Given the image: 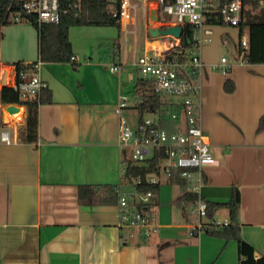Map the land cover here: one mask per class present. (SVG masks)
<instances>
[{
    "label": "crops",
    "instance_id": "1",
    "mask_svg": "<svg viewBox=\"0 0 264 264\" xmlns=\"http://www.w3.org/2000/svg\"><path fill=\"white\" fill-rule=\"evenodd\" d=\"M3 35L1 66L39 61L32 25L6 27ZM139 35L122 39L120 25L118 34L105 26L70 28L76 61L41 63L48 88L41 94L36 143L27 142V109L5 119L2 106L0 130L9 132L11 143L0 141V264H240L236 240L191 234L195 219L180 181L160 178L151 207L159 226L155 234L142 238L119 225L111 192L121 181L125 153L118 145L117 109L126 95L121 117L136 126L140 120L133 122L129 114L142 99L136 69L129 65L112 73L110 67L128 58L126 52L133 60ZM231 65L227 75L209 67L202 78L201 125L217 160L205 169L202 195L208 204H223L239 192L241 237L259 259L264 257V64L242 62L236 54ZM228 80L235 84L231 93L225 90ZM83 187L92 189L91 202L81 198ZM209 216L230 220L224 208Z\"/></svg>",
    "mask_w": 264,
    "mask_h": 264
},
{
    "label": "built area",
    "instance_id": "2",
    "mask_svg": "<svg viewBox=\"0 0 264 264\" xmlns=\"http://www.w3.org/2000/svg\"><path fill=\"white\" fill-rule=\"evenodd\" d=\"M22 10L37 19L39 24H59L64 16L80 13L83 0H17ZM112 18L118 20L121 37L124 40L134 39L140 34L141 16L147 22L148 34L150 26V12L172 16L173 20H164L168 28L190 26L193 34L189 46L185 47L181 38L173 36L152 38L145 43L141 50L135 44L133 60H121L112 65V73H120L131 65L136 69L139 78L151 85L153 95L161 97L167 109L165 120L170 122L168 127L160 126V116L151 112L153 118L144 117L136 126H132L121 117L127 107L129 98L120 96L117 112L120 115L118 127V145L124 149L123 173L125 162L146 163L158 159L159 173L151 174L147 178L150 184H159L160 178L168 180L176 177L186 186L187 194L195 199L189 202V214L195 219L191 225V234L199 235L203 232L219 231L230 226L231 221L226 218L209 216V204L202 195L206 185L205 169L217 164L210 149L209 137L201 125L200 95L203 84L202 78L210 67L212 71L229 74L232 65L223 57L219 64L208 66L203 61L202 48L208 44L212 30L206 28L212 24H226L239 27L244 21V0H106ZM11 19L15 23L22 21L19 13H13ZM155 27V26H154ZM154 43H159L154 45ZM248 37L243 35L241 46L248 48ZM128 51V50H127ZM135 52V53H134ZM71 61H76L71 56ZM242 62H247L243 55ZM41 62L20 63L11 67L0 65V90L6 78V83L18 93L19 104H13L21 110L27 109L31 102H38L41 94L48 88L43 80L40 67ZM8 68L11 71H8ZM8 106V105H6ZM5 106V107H6ZM162 115V114H161ZM0 141L11 143L9 132L0 130ZM127 149L132 150L131 158ZM122 177L118 185L112 187V196L117 199L120 210L119 225L123 229L135 230L142 238H149L158 231L155 215L151 207L155 194L152 191L124 195L122 193ZM138 179L136 185H141Z\"/></svg>",
    "mask_w": 264,
    "mask_h": 264
},
{
    "label": "trees",
    "instance_id": "3",
    "mask_svg": "<svg viewBox=\"0 0 264 264\" xmlns=\"http://www.w3.org/2000/svg\"><path fill=\"white\" fill-rule=\"evenodd\" d=\"M244 21L238 27L240 35L239 49L237 56L243 55L244 59L250 64H264V0H244ZM13 13H19L22 21L19 23H29L38 32L39 61L41 63H64L70 61L72 56V43L69 39V31L73 26H116L119 27L118 20L112 18L108 2L106 0H83V8L80 13H71L62 18L59 24H39L33 16L27 15L17 0H0V43L3 39V28L11 23ZM193 29L190 26L184 27L182 43L185 47L189 46L190 37ZM248 37V48L243 49L241 38L243 35ZM20 63H17L18 67ZM136 87L140 93L142 101L138 105L139 120L151 112L157 113L161 120V127H168L170 122L165 120V104L161 97L151 94V85L138 78ZM235 84L231 80L226 81L225 90L233 92ZM147 93H149L147 95ZM43 96L38 102H31L27 105V142L36 143L39 139V106L44 102ZM50 101V99H47ZM18 93L12 88H3L0 92V129L4 127L2 122V106L19 104ZM162 114V115H161ZM264 123L261 119L260 129ZM159 173L158 159L147 161L146 163H135L131 160L125 162V172L122 177V193L124 195H133L137 192L146 193L152 191L155 195L159 193V184H150L147 178L151 174ZM142 180L141 185H136V181ZM172 180L180 181L179 178ZM185 184V183H184ZM92 189L83 187L81 198L92 201ZM188 195V201L195 199L192 194ZM240 207V194L237 190L233 193L232 199L223 204H209V215L217 209H227L230 216L231 224L225 229L211 231L215 237L223 238L227 241L236 240L239 245L240 264H264V257L259 259L255 256L254 248L245 242L241 237L240 226L238 223Z\"/></svg>",
    "mask_w": 264,
    "mask_h": 264
},
{
    "label": "rangeland",
    "instance_id": "4",
    "mask_svg": "<svg viewBox=\"0 0 264 264\" xmlns=\"http://www.w3.org/2000/svg\"><path fill=\"white\" fill-rule=\"evenodd\" d=\"M173 19L174 18L172 16L160 14V20L158 22L154 21L153 25L155 27L166 26L165 25L166 22H163V21L173 20ZM26 24L31 25L25 22L11 23L8 26H5L3 28V32L6 27L16 26V25H26ZM145 25H146V22H144L143 18H141L140 35H139V43H140L139 50H141V47L144 44V40L148 36V32H146ZM105 27H110L114 29L116 34H118L119 32V27H116V26H105ZM206 28L212 30V35L207 37L210 39V42L208 44H204L202 48L203 61L205 62V64L207 63H210V65L219 64L222 57H225L228 60L229 64L233 63L235 60L237 51L239 49V43H240L239 28L226 25V24H219V23L207 25ZM5 88L6 89L11 88L10 84L8 83ZM148 94L149 93H147V95ZM129 115H131L134 118L133 122H136L139 120V113L136 109L133 108ZM145 117L153 118L154 116L151 114H147L145 115ZM127 154H128V157L131 158L132 150L127 149Z\"/></svg>",
    "mask_w": 264,
    "mask_h": 264
},
{
    "label": "water",
    "instance_id": "5",
    "mask_svg": "<svg viewBox=\"0 0 264 264\" xmlns=\"http://www.w3.org/2000/svg\"><path fill=\"white\" fill-rule=\"evenodd\" d=\"M154 21L158 22V15L156 10H151L150 12V26L151 28L149 29V34L152 38H160V37H166V36H173L177 39L181 38L183 29L179 26L176 27H168L166 29L164 28H157L154 27ZM7 85L6 83V78L2 83V88H5ZM21 111V108L11 104L3 109V115L4 118H7V114H9L11 117L16 116Z\"/></svg>",
    "mask_w": 264,
    "mask_h": 264
},
{
    "label": "bare ground",
    "instance_id": "6",
    "mask_svg": "<svg viewBox=\"0 0 264 264\" xmlns=\"http://www.w3.org/2000/svg\"><path fill=\"white\" fill-rule=\"evenodd\" d=\"M157 44H159V43H157ZM8 71L10 72L11 70L8 68Z\"/></svg>",
    "mask_w": 264,
    "mask_h": 264
}]
</instances>
